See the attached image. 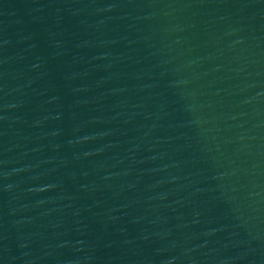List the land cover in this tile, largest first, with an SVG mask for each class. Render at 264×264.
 Here are the masks:
<instances>
[{"label": "water", "instance_id": "1", "mask_svg": "<svg viewBox=\"0 0 264 264\" xmlns=\"http://www.w3.org/2000/svg\"><path fill=\"white\" fill-rule=\"evenodd\" d=\"M0 264H264V0H0Z\"/></svg>", "mask_w": 264, "mask_h": 264}]
</instances>
